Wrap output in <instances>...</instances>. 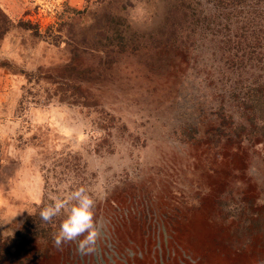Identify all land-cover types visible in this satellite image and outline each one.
Here are the masks:
<instances>
[{
  "label": "rangeland",
  "instance_id": "1",
  "mask_svg": "<svg viewBox=\"0 0 264 264\" xmlns=\"http://www.w3.org/2000/svg\"><path fill=\"white\" fill-rule=\"evenodd\" d=\"M156 3L0 0L7 30L0 38V237L15 234L52 196L80 186L98 196L105 235L94 255L73 246L65 264H200L193 246L207 245V236L225 243L248 215L262 216L264 143L221 141L208 152L198 144L214 139L221 106L240 121L236 94L252 85L254 69L240 77L217 40L200 33L188 51L170 27L151 34L162 14ZM117 14L130 27L125 51L107 38ZM189 124L191 140L182 129ZM227 182L233 193L224 194L221 220L212 201ZM243 190L258 191L255 208ZM63 218L51 222L56 230ZM252 243L223 247L208 264H264V250L254 256Z\"/></svg>",
  "mask_w": 264,
  "mask_h": 264
},
{
  "label": "trees",
  "instance_id": "2",
  "mask_svg": "<svg viewBox=\"0 0 264 264\" xmlns=\"http://www.w3.org/2000/svg\"><path fill=\"white\" fill-rule=\"evenodd\" d=\"M156 5L162 6V14L158 17L160 23H157L154 27L155 31L153 30L154 32L151 34L164 36L167 32L166 28L170 27V31L167 33L170 34L171 39L176 41L184 36L183 50L188 51L195 43L194 35L200 33L203 39L217 40L219 44L217 52L220 53V56H226L228 67L230 64L240 77L246 67H249V70L254 69L252 85L248 87L241 85L236 94L237 101L242 104L240 121L235 122L232 115H226L227 113L221 106L217 112L220 119L219 126L213 127L211 124L214 139L210 135H206L198 144L204 145V149L208 152L211 147H215L221 141H227L228 144L238 147L244 142L252 143L253 146L264 143V81H261L264 74L256 72V69L259 72L264 71V0H157ZM1 15L2 13H0ZM128 28L130 27L126 24L124 17L119 14L112 15L108 26L110 35L107 37L110 45L113 46L112 41L117 40L118 45L116 46L120 51H125L126 45H128L126 43ZM198 29L199 31H197ZM6 31V26L0 24V38ZM151 34L133 31L132 35L134 38H138L139 36H151ZM137 48L135 46L133 50ZM177 50H180V47H177ZM215 51L214 49L212 54H215ZM238 84H242L240 79ZM189 125L187 128L184 125L182 129H184V133H188L190 130L189 140H191L193 138L191 126L193 125ZM231 188L229 182L225 183L223 190H219L220 193L212 201L221 220L226 219V214L222 213V207H226L224 194L226 191L228 194H232ZM240 193L248 201V207L255 208L254 202L258 199V191L249 192L246 190L245 192L243 190ZM256 211H260L262 216L252 218L248 215L242 220L240 228L227 238L224 235L225 243L220 241L221 235L213 239L207 236V245L203 247L199 243L195 247L193 246L192 250L195 251V255L202 256L200 264L210 263L208 255L222 253L221 248L224 247L225 252L233 251L235 245L238 246L244 241L249 244L253 242L254 256L264 250V239L261 237L264 234V207L258 208ZM173 221L176 226L177 220ZM246 223L250 225L245 226ZM57 231L56 226L43 222L39 213L28 216L15 234L0 237V264H32L34 259L46 261L45 264H51L53 260V263L65 264L63 261L65 258L68 260L69 252L73 246L76 250V244L70 243L72 246L68 249H65L64 246L62 249H57L53 244V235ZM192 231L198 238L203 232H199V226L196 229L192 228ZM173 232L171 234L174 236L177 230L173 229ZM177 235L175 234L174 238ZM41 240L42 243H40ZM35 243L41 244L42 248L31 249L32 244ZM127 262L131 264L130 259H127ZM140 263L145 264L142 260ZM122 264L127 263L122 262Z\"/></svg>",
  "mask_w": 264,
  "mask_h": 264
},
{
  "label": "clouds",
  "instance_id": "3",
  "mask_svg": "<svg viewBox=\"0 0 264 264\" xmlns=\"http://www.w3.org/2000/svg\"><path fill=\"white\" fill-rule=\"evenodd\" d=\"M98 196L93 190L80 186L65 195L52 196L39 216L45 223L63 214L58 231L53 235V244L62 249L67 243H75L81 256L94 255L104 238L103 222L95 215Z\"/></svg>",
  "mask_w": 264,
  "mask_h": 264
}]
</instances>
